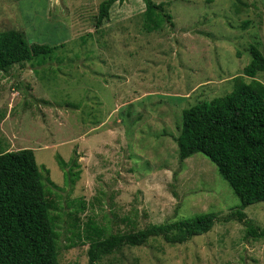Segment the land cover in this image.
Instances as JSON below:
<instances>
[{
	"label": "rangeland",
	"instance_id": "1",
	"mask_svg": "<svg viewBox=\"0 0 264 264\" xmlns=\"http://www.w3.org/2000/svg\"><path fill=\"white\" fill-rule=\"evenodd\" d=\"M102 1L0 0V31L58 47L0 71V150L33 149L58 185L44 180L61 264H90L83 231L92 219L125 233L241 205L207 156L181 161L176 139L184 109L228 94L238 75L251 80L244 68L252 45L264 52V0H244L241 12L236 0H155L173 26L153 32L144 0L115 3L98 26ZM58 156L79 167L64 169ZM71 170H80L73 184ZM245 211L264 226V201ZM97 264H264V239L217 222L186 243L154 238Z\"/></svg>",
	"mask_w": 264,
	"mask_h": 264
},
{
	"label": "trees",
	"instance_id": "2",
	"mask_svg": "<svg viewBox=\"0 0 264 264\" xmlns=\"http://www.w3.org/2000/svg\"><path fill=\"white\" fill-rule=\"evenodd\" d=\"M126 0H104L99 6L97 25L110 18L115 3ZM211 1V0H210ZM144 27L148 32L161 30L167 22L173 26V15L166 3L144 0ZM236 10L244 11L247 3L236 0ZM245 25H248L246 23ZM57 46L30 43L16 29L0 31V71H8L35 57L47 59ZM251 62L244 75L233 80V90L226 95L204 100L183 110L180 134L176 141L181 161L196 153L207 156L229 182L241 205L225 215L205 212L163 223H154L130 232H113L96 220L84 227L85 242L90 245V264L126 246L138 247L151 239L162 238L170 244H183L210 232L217 222H241L246 236L264 239V226L249 218L245 209L264 201V82L257 78L264 72V52L258 45L250 48ZM64 169L71 166L58 156ZM79 167L73 161L71 168ZM42 172L31 148L0 150V264H61L58 250L56 208L48 198L44 180L58 185ZM67 173V172H66ZM80 170L65 174L75 183Z\"/></svg>",
	"mask_w": 264,
	"mask_h": 264
}]
</instances>
